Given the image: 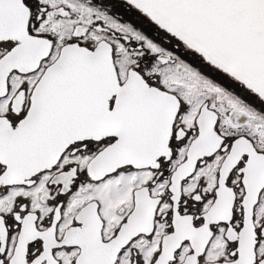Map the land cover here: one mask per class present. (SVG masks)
I'll use <instances>...</instances> for the list:
<instances>
[{
    "label": "snow or ice",
    "instance_id": "1",
    "mask_svg": "<svg viewBox=\"0 0 264 264\" xmlns=\"http://www.w3.org/2000/svg\"><path fill=\"white\" fill-rule=\"evenodd\" d=\"M0 264H264V0H0Z\"/></svg>",
    "mask_w": 264,
    "mask_h": 264
}]
</instances>
